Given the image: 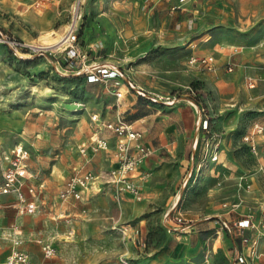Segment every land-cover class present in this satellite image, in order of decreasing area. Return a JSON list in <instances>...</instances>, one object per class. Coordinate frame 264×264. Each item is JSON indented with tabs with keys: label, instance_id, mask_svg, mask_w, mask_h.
<instances>
[{
	"label": "rangeland",
	"instance_id": "rangeland-1",
	"mask_svg": "<svg viewBox=\"0 0 264 264\" xmlns=\"http://www.w3.org/2000/svg\"><path fill=\"white\" fill-rule=\"evenodd\" d=\"M75 1L0 0V27L43 49L20 57L0 44V182L13 148L21 145L33 183L42 184L29 215L14 208V192L1 196L0 260L18 236L31 264H233L238 254L248 264H264V0H193V9L183 12L172 7L179 0H105L106 12L115 6L112 26L93 20L95 0H82L78 34L90 61L122 72L97 82L77 73L61 47L37 44L42 32L64 35ZM231 45L238 49L230 54L236 64L226 72ZM198 53L214 55V72L188 63ZM247 76L255 78L254 87ZM199 117L208 119L207 129L197 127ZM117 121L139 128L150 146L135 170L134 180L147 173L139 200L117 195L108 178L116 136L103 124ZM255 122L263 130L254 134L252 147L244 135ZM91 135L105 140L107 149L95 150ZM83 169L94 179L82 200L62 204V174ZM147 180L156 187L146 191ZM60 205L71 217L57 215ZM246 217L250 225H234ZM199 220H217L218 229L246 246L245 253L239 249L230 260L213 234L217 254L206 257L204 249L202 259L185 257L180 246L194 245ZM43 239L54 245L49 257Z\"/></svg>",
	"mask_w": 264,
	"mask_h": 264
},
{
	"label": "built area",
	"instance_id": "built-area-1",
	"mask_svg": "<svg viewBox=\"0 0 264 264\" xmlns=\"http://www.w3.org/2000/svg\"><path fill=\"white\" fill-rule=\"evenodd\" d=\"M185 0H179V3L184 2ZM45 0H41L43 4ZM82 0H76L74 5V14L70 19V26L67 31L64 33L61 39V51L64 52L66 60L71 66H75L78 70L77 73L81 74L89 82H97L101 80H108L112 77L122 75V72L118 66L115 65H106V64H97V62H91L86 47L83 45V41L78 34V28L80 27V22H78L79 9H82ZM173 7H179L175 5ZM77 13V16L75 15ZM0 44H2L11 54L18 56H32V55H41L43 49L40 47L29 46L25 42L17 39L15 36L7 32L0 27ZM92 49H95L93 44L90 46ZM229 59L225 63V71L229 72L235 66V62ZM189 62L196 64L199 68L215 71V59L213 54H199L189 56ZM245 82L248 87H254L256 80L252 76H247ZM129 87H134V84L128 81ZM138 95H144V90L137 88ZM122 91L120 87H117L115 90V95L117 98L122 96ZM92 119L97 121V114H92ZM107 129H110L116 136L115 146L110 152L109 161L110 167L108 169V178L112 184H115L117 189L116 193L122 194L123 192L129 193L134 199H141L142 192L140 186V180H143L147 173L143 172L140 176L137 177V180H134L135 170L149 155L150 146L145 144L142 140V132L137 129L131 123L124 121L117 122H107L103 124ZM197 127L202 129H207L208 119L206 117H199L197 120ZM251 131L244 135V140L248 142L253 147V137L254 134L260 133L263 130V127L255 122L252 126ZM90 144H93V148L107 149L106 141L97 137V135H91L89 138ZM198 137L195 135L192 145H197ZM79 152L82 155H85V143H81L79 146ZM27 150L21 145H16L12 150V160L9 166H7L2 172V181L0 182V207H1V196L4 194H9L11 191L16 195L14 199V208L20 214H31L37 209L38 202L35 199V196L41 195L40 183L38 187L33 183V172L28 165L27 161ZM216 154H213L212 159H216ZM0 156V160H1ZM190 175V172H187L184 175V181ZM93 174L89 169H83L80 173L74 174H64L62 176V186L59 189L57 195L58 199L61 201H81L83 193L87 188L89 182L92 181ZM185 184V182H184ZM25 189V192L23 190ZM70 212L61 211L59 216L69 217ZM251 218L246 217L238 220L234 225L236 227H247L250 225ZM223 227H227V222L225 219L221 221ZM252 225V224H251ZM12 226V225H11ZM1 227V221H0ZM21 229H16L15 226L12 228L13 232L20 233ZM13 248L0 260V264H31L30 257L28 254L20 249L18 245L21 243V240L18 236H14ZM243 241H246V238H242ZM41 241V248L45 257H49L54 253V245L51 240L43 239ZM141 246H144L141 238L138 240ZM254 246V242L250 244ZM251 252L253 250L251 249ZM245 261V257L241 254L236 255L233 264H241Z\"/></svg>",
	"mask_w": 264,
	"mask_h": 264
},
{
	"label": "crops",
	"instance_id": "crops-1",
	"mask_svg": "<svg viewBox=\"0 0 264 264\" xmlns=\"http://www.w3.org/2000/svg\"><path fill=\"white\" fill-rule=\"evenodd\" d=\"M104 1L105 0H95V1H91L92 7H90V8H91V11H92V18L95 21L97 19L100 20V21H106L109 24V26H112V23H111V20L110 19L113 18V17H112L111 12H112V10H113V8L115 6L114 7L109 6L108 12H106L105 10H106L107 7H106L105 4H108V3L104 2ZM175 5H179V9H180L181 12H183L186 9L188 11H191L193 9V0L192 1L191 0H185L182 3L173 4L172 7L175 6ZM176 27H179V24H176ZM82 41H83V39H82ZM87 45H89V44H87ZM234 51H238V49H237V47L231 45L230 46V50L229 51H225V53H226L225 56H228L229 57V55L232 54V53H234ZM199 54H205V53L191 54L190 56L199 55ZM188 63L192 67H194V68L201 69L196 64H193V63H190L189 62V56H188ZM137 129H139V128H137ZM142 138H143V135H142ZM185 154H186V150L183 151L182 159H185ZM109 155H110V153H109ZM144 161L142 162V164H144ZM108 162L110 164L109 157H108ZM154 162H156V160H154ZM65 174H67V173H65ZM63 175L64 174H62V176ZM62 176L60 178L61 184H62ZM143 180H140V186H141V182ZM144 187H145V190L147 191V190H150L151 188H154L156 186L153 185L149 180H147L144 183ZM60 202L62 204L70 203L69 201H66V203H64L61 200H60ZM61 211L69 212L66 209V205H60V207L58 208V213H57L58 216H59V213ZM25 215H29V214H25ZM69 217H71V216L69 215ZM66 220H68V219H66ZM217 223H218L217 220H206V221L199 220L196 225H193V227H194L193 233L195 235V236H193L194 239H195L194 245L193 246H180L184 250V253L183 254L185 255V257H189L190 258V257L196 255V256H198L199 258L202 259L203 258V253H204V249L207 250L206 255H205L206 257H208V256L212 257L215 254H217V252H218V246H215V244L212 241L213 234H218L216 236V238H218L220 240V242H222L224 244V246H225L224 252H225V254L227 255V257L230 260L232 258V255H234L235 252H238L239 249L242 252L244 251V249L246 248V246H244L243 244H242V246H237L236 241L233 240L232 237L227 236V234L221 228L220 229L217 228V226H218ZM207 243H208V245L205 246ZM260 246H262V245H260ZM243 253H245V252H243ZM2 258H4V257H2ZM202 264H205V263H202ZM241 264H248V260H246L245 262H243Z\"/></svg>",
	"mask_w": 264,
	"mask_h": 264
},
{
	"label": "bare ground",
	"instance_id": "bare-ground-1",
	"mask_svg": "<svg viewBox=\"0 0 264 264\" xmlns=\"http://www.w3.org/2000/svg\"><path fill=\"white\" fill-rule=\"evenodd\" d=\"M77 16V13L75 14ZM79 17H81L79 15ZM78 17V18H79ZM70 26V22L68 23V27ZM65 35V34H64ZM63 35L55 29L53 31H45L42 32L37 38V44L39 46H54L55 49L61 47V39ZM53 48V49H54Z\"/></svg>",
	"mask_w": 264,
	"mask_h": 264
}]
</instances>
